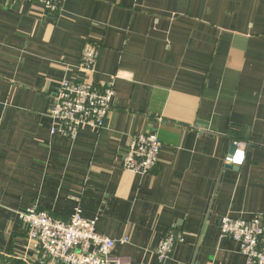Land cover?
Returning <instances> with one entry per match:
<instances>
[{
  "label": "crops",
  "instance_id": "crops-1",
  "mask_svg": "<svg viewBox=\"0 0 264 264\" xmlns=\"http://www.w3.org/2000/svg\"><path fill=\"white\" fill-rule=\"evenodd\" d=\"M58 7L0 0V263L35 259L18 212L36 204L61 219L79 206L99 234L127 236L112 250L124 264H247L219 232L224 216L264 223V0ZM94 54L93 81L114 83L104 126L52 134L59 81L82 80ZM151 130L155 167L123 169L130 139ZM169 230L185 241L160 260Z\"/></svg>",
  "mask_w": 264,
  "mask_h": 264
},
{
  "label": "built area",
  "instance_id": "built-area-1",
  "mask_svg": "<svg viewBox=\"0 0 264 264\" xmlns=\"http://www.w3.org/2000/svg\"><path fill=\"white\" fill-rule=\"evenodd\" d=\"M38 4L48 14H57L58 0H24ZM97 56L83 55L76 68L83 79L63 77L53 95L48 115L50 132L75 138L83 127L101 129L109 115L114 97L113 80L94 82ZM239 147L240 143L232 142ZM161 141L155 131L133 136L122 158V167L136 174H147L156 165ZM234 156L229 162H236ZM27 240L35 252L30 264H124L112 250L116 243L127 242L99 234L96 218H86L79 206L67 219L54 217L36 204L18 212ZM220 237L233 240L247 264H264V223L261 215L249 220L224 216L220 220ZM182 232L167 231L155 248L160 260L170 257L174 246L183 243Z\"/></svg>",
  "mask_w": 264,
  "mask_h": 264
},
{
  "label": "clouds",
  "instance_id": "clouds-1",
  "mask_svg": "<svg viewBox=\"0 0 264 264\" xmlns=\"http://www.w3.org/2000/svg\"><path fill=\"white\" fill-rule=\"evenodd\" d=\"M235 159H236L237 163H240L242 161V159H243V153L242 152H237Z\"/></svg>",
  "mask_w": 264,
  "mask_h": 264
},
{
  "label": "water",
  "instance_id": "water-1",
  "mask_svg": "<svg viewBox=\"0 0 264 264\" xmlns=\"http://www.w3.org/2000/svg\"><path fill=\"white\" fill-rule=\"evenodd\" d=\"M233 150H234V148L231 149V154H232ZM0 264H2V263H0Z\"/></svg>",
  "mask_w": 264,
  "mask_h": 264
}]
</instances>
